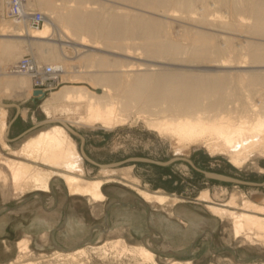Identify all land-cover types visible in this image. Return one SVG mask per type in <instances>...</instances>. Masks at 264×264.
Here are the masks:
<instances>
[{"label":"bare ground","instance_id":"bare-ground-1","mask_svg":"<svg viewBox=\"0 0 264 264\" xmlns=\"http://www.w3.org/2000/svg\"><path fill=\"white\" fill-rule=\"evenodd\" d=\"M211 1L0 0L2 190L41 196L50 194L51 184L57 181L64 185L67 197L103 202V186L120 175L130 181L146 203L162 206L172 201L174 206L183 202L136 188L138 179L130 174L131 167H101V178H86L80 146L65 126L77 133L80 128L112 130L140 114L146 115L143 122L149 130L172 142L176 158L189 160L182 155L190 145L197 144L238 168L248 161L264 159V42L257 41L264 40V0ZM214 4L222 6L227 14L211 18V11H219L212 8ZM14 7L26 11L27 16L9 17L7 12ZM35 9L44 16L38 28L29 24L28 15ZM176 25L181 29L182 42L171 38ZM12 36L23 38H8ZM101 49L108 54L95 51ZM28 52L38 65L60 68V77L68 82L41 96L40 109L49 120L45 123L51 125L27 135L12 148L8 144L9 107L3 106L2 100L33 96L31 78L13 71ZM200 62L219 70L201 73L189 69ZM174 65L185 68L169 67ZM82 81L86 85H80ZM256 100L260 101L258 106ZM19 111L25 116L24 110ZM205 177L222 181L216 176ZM226 194L222 188L215 192L219 199ZM197 200L205 203L211 216L230 224L234 239L264 247V195L255 191L246 198L234 192L217 205L209 191L203 190ZM65 201L61 205L64 211ZM40 207L44 213L50 212L48 206ZM34 215L37 217V212ZM147 221L154 224L151 215ZM184 225L188 226L186 222ZM47 238L46 233L41 235L42 240ZM29 244L28 236L18 240L17 255L7 264H34L28 258ZM90 251L102 257L109 251L128 253L155 262L151 249L144 244L129 245L122 238L95 246L88 243L69 251L57 246L47 257L62 264H87Z\"/></svg>","mask_w":264,"mask_h":264},{"label":"rangeland","instance_id":"rangeland-1","mask_svg":"<svg viewBox=\"0 0 264 264\" xmlns=\"http://www.w3.org/2000/svg\"><path fill=\"white\" fill-rule=\"evenodd\" d=\"M208 2L212 3L211 0ZM214 5L212 8L219 9V11L218 14L216 11V13L211 11V18L219 14H227L222 6ZM35 11L39 12L40 10L35 9ZM4 17L11 19L6 15ZM194 27L197 29L196 26ZM180 30V27L176 25L174 34L171 35L172 40L183 41ZM206 31L215 32L213 30ZM8 38L22 39L23 37L12 36ZM257 41L264 42V40ZM68 51L71 55L73 54L72 50L68 49ZM95 51L108 54L102 49ZM27 55H31V52H28ZM109 55L117 56L114 53H109ZM118 57L127 59L125 56ZM128 59H132L134 62L136 60L134 58ZM197 64V67L189 69L201 73H213L219 70L204 62ZM169 67L185 68L176 65ZM65 81L60 77L59 82L46 94L60 89L62 85L67 84L68 81ZM80 85H86V83L82 81ZM42 97L3 98V103L16 104L19 110L26 112L23 116L13 106L7 109V121L8 123L11 122L8 132L10 143L8 142V144L12 148L18 147L27 135L51 125L46 123L19 139L13 140L33 125L49 121L40 109ZM259 103L260 101L256 100L257 106ZM144 117L146 115L140 114L139 117L133 115L124 126L112 130L101 127L80 128L77 131L85 141L82 145L85 154L99 164L115 163L131 157L147 158L157 162H165L177 157L172 142L149 130L143 122ZM73 138L81 146L79 138L75 136ZM185 154L182 156H187L200 170L222 174L246 182L259 184L264 181V159L248 161L238 168L233 166L225 157L211 155L203 145L197 144L190 145ZM85 167L86 178H101L97 167L86 161ZM124 167H131L130 174L132 173L131 175L138 179V182L135 183L137 184L135 185L136 188L150 193L166 194L171 198L181 199L183 202H178L174 206L171 205L172 201L162 206L156 203H146L138 196L132 184H129L130 181L120 175L114 177L115 181L103 186L102 193L106 199L103 202L95 203L88 201L87 198L67 197L64 185L57 181L51 184L52 192L50 194L41 193V196L35 193L34 195L33 193L14 195L11 190L4 191L0 187V219L6 218L4 222L0 221V230H2L0 233V264H7L16 257V242L26 236L30 241L31 255L28 254V258L34 264H62V261H49L47 257L57 249V246L69 251L88 243L95 246L105 240L116 238H122L129 245L144 244L153 251L155 262H146L131 254L127 255L128 253L121 255L116 251L113 253L109 251L107 255L102 257L99 252L97 254L90 251L88 259H85L87 264H169L173 261L182 263L190 261L191 264H264V247L248 245L242 243L241 239H234L230 233V224L211 216L205 208V203L197 200L201 191L208 190L213 203L219 205L228 200L230 194L234 192L240 193L246 198H251V194L255 191L264 195V186L251 187L208 179L182 161L163 167L134 161L125 163L119 168ZM221 188L227 190V194L226 197L219 199L215 196V192L218 191L219 193ZM63 200L68 201L66 203L67 212L62 209ZM42 205L45 208L48 206L47 209L53 211L54 216L43 224H33V218L34 221H42L40 220L44 213L40 209ZM34 212H37V217ZM64 213H69L73 218L75 223L73 232H68L70 227L63 226ZM170 213L173 215L170 216ZM149 215L154 222L153 225L152 222L149 223L151 227L147 224ZM184 222L188 226L184 225ZM68 224L70 223L68 222ZM47 232L52 233L51 238H49L50 233ZM90 232H93L92 236H88ZM44 233L48 235V238L42 240L41 235ZM75 241L79 242L74 244Z\"/></svg>","mask_w":264,"mask_h":264},{"label":"built area","instance_id":"built-area-1","mask_svg":"<svg viewBox=\"0 0 264 264\" xmlns=\"http://www.w3.org/2000/svg\"><path fill=\"white\" fill-rule=\"evenodd\" d=\"M9 17L24 18L27 16L26 11H17L14 7L12 11L7 12ZM29 24L32 28H38L43 23V15L39 12L31 13ZM14 72L23 73L31 78L32 90H39L45 95L48 90L58 83L60 79V68L51 65H38L31 55L23 57L13 67Z\"/></svg>","mask_w":264,"mask_h":264},{"label":"water","instance_id":"water-1","mask_svg":"<svg viewBox=\"0 0 264 264\" xmlns=\"http://www.w3.org/2000/svg\"><path fill=\"white\" fill-rule=\"evenodd\" d=\"M42 95H43V93L41 91H39V90L33 91V96L34 97H41ZM3 106H5V107H12L13 106V107L16 108L17 112L19 111V107L16 104H5L4 103ZM10 124H11V122L8 125L10 126ZM45 124L46 123H44V122H40V123H38L36 125H33L29 129H27L26 131H24L22 134H20L16 138H14L13 140L19 139L23 135H26L27 133H30L31 131H33L37 127L42 126V125H45ZM65 127L69 131V133H71L73 136L79 138L80 143H81V146L79 148L80 149V153L82 154V156L85 159V161L87 163H89L90 165H92L94 167H97V168H101V167L116 168V167H120L121 165H123L125 163L134 162V161H139V162H144V163H150V164H154V165H158V166L163 167V166H167L169 164H172L174 162L184 161L185 163L189 164L195 171L203 174L204 176H207V175L216 176V177H219L220 179H222V181L230 182V183H235V184H238V185L251 186V187H261V186H264V181L262 183H259L258 184V183H253V182L241 181V180H238V179H235V178H232V177H229V176H225V175H222V174H217V173L203 171V170H200V169L196 168L189 160L182 159V158H176V157H173V158H171V159H169L168 161H165V162H157V161H153V160H150V159H147V158H141V157H131V158H127V159H125L123 161H119V162H115V163L99 164V163H96L93 160H91L85 154V152L83 151V148H82L83 138H82V136L80 134H78L77 132H75L74 130H72L71 128H69L67 126H65Z\"/></svg>","mask_w":264,"mask_h":264},{"label":"crops","instance_id":"crops-1","mask_svg":"<svg viewBox=\"0 0 264 264\" xmlns=\"http://www.w3.org/2000/svg\"><path fill=\"white\" fill-rule=\"evenodd\" d=\"M64 201V200H63ZM63 201H62V203H63ZM68 202V201H67ZM62 203H61V205H62ZM65 203H66V201H65ZM51 211V210H50ZM53 211H51V212H46L45 214L43 213V215L41 216V219L40 220H42V221H39V222H37V221H34V218L32 219V221H33V224H37V223H39V224H43V223H45V222H47L48 221V219L50 218V217H52V216H54L53 215V213H52ZM65 212H67V207H66V209H65ZM43 217V218H42ZM64 227H74V225H75V223H74V221H73V218H72V216L69 214V213H65L64 214ZM69 219V220H68ZM71 219V220H70ZM71 221V222H70ZM68 222L70 223V224H68ZM193 223V222H192ZM192 223H190L191 225H192ZM68 224V225H67ZM67 225V226H66ZM66 229V228H65ZM71 229V228H70ZM73 229V228H72ZM67 230V229H66ZM68 232H70V231H68ZM73 232V231H72ZM0 233H2V230H0ZM47 233H51V232H47ZM51 235H52V233H51ZM52 237V236H51ZM79 241H75L74 242V244H76V243H78Z\"/></svg>","mask_w":264,"mask_h":264}]
</instances>
